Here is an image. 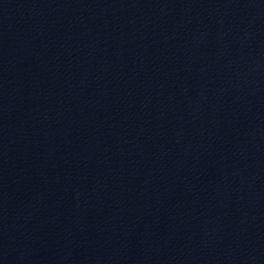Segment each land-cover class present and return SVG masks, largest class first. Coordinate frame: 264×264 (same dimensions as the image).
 Wrapping results in <instances>:
<instances>
[{
    "label": "water",
    "instance_id": "1",
    "mask_svg": "<svg viewBox=\"0 0 264 264\" xmlns=\"http://www.w3.org/2000/svg\"><path fill=\"white\" fill-rule=\"evenodd\" d=\"M0 264H264V0H0Z\"/></svg>",
    "mask_w": 264,
    "mask_h": 264
}]
</instances>
